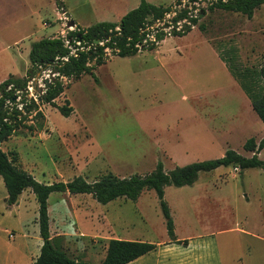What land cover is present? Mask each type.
I'll list each match as a JSON object with an SVG mask.
<instances>
[{
  "label": "rangeland",
  "instance_id": "374dc122",
  "mask_svg": "<svg viewBox=\"0 0 264 264\" xmlns=\"http://www.w3.org/2000/svg\"><path fill=\"white\" fill-rule=\"evenodd\" d=\"M146 1L164 6L175 2ZM55 2L0 0V82L10 75L23 78L29 67L30 43L59 29L62 21L55 20V9L60 12ZM62 2L71 18L87 27L119 20L139 0ZM204 11L191 31L159 41L157 50L109 56L92 70L93 75L85 73L69 81L56 103L61 105L67 99L71 114L64 116L56 107L41 104L43 118L32 114L25 121L33 130L22 128L1 143L2 148L7 153L16 152L19 167L41 183L76 176L93 181L107 172L119 177L143 175L158 162L169 171L219 158L228 149L250 156L243 144L249 138L259 142L264 137L263 124L238 82L232 88L231 81L236 80L219 54L239 69L259 67L264 61V5L256 8L251 18L219 8L205 7ZM51 20L53 24L43 25ZM49 77L44 72L34 78L29 86L31 95ZM202 91L204 108L192 100L193 94ZM258 157L264 160V147ZM164 192L178 233L213 230L211 238L220 249L222 264L238 260L245 264L247 254L257 258L264 254L254 242L257 240L239 231L264 238L263 169L234 171L231 166H220L200 172L191 185H168ZM5 205L0 192V264H17L21 254H25L23 264H27L37 249L35 239L40 237L34 221L38 203L32 200L11 214ZM48 209L55 244L74 258H80L91 246L100 252L105 239L122 231L133 238L167 235L153 189L143 191L134 201L116 198L106 204L89 194L52 192Z\"/></svg>",
  "mask_w": 264,
  "mask_h": 264
},
{
  "label": "trees",
  "instance_id": "16d2710c",
  "mask_svg": "<svg viewBox=\"0 0 264 264\" xmlns=\"http://www.w3.org/2000/svg\"><path fill=\"white\" fill-rule=\"evenodd\" d=\"M178 2L179 0H175L174 4ZM55 4L58 9L63 7L61 0H56ZM262 5L264 0H227L218 1L208 7L240 13L251 18L254 10ZM172 6L140 0L136 7L128 10L118 21H99L87 27H81L72 21L74 29L67 30L65 37L57 34L32 41L28 52L29 67L25 76L20 79L10 75L0 82V144L22 128L31 132L32 125L26 124L25 121L33 115L43 118L39 109L41 104L54 106L62 115L69 116L72 112L69 101L65 99L63 104L58 105L56 99L64 92L69 81L76 80L85 73L93 75L92 70L104 64L109 56H132L145 49L154 50L157 43L165 38V33L158 30L153 33L154 40H149L146 35L151 34V31L141 29L162 19ZM204 13V9H201L197 17H188L185 10L177 12L171 19L172 23L182 19H186L188 23H182L178 30L172 28L170 35L187 34ZM199 28L204 29L201 24ZM95 40L98 42L95 43ZM219 56L247 95L252 110L264 125V61L256 69H239L236 65L227 64L223 55ZM232 57L229 56L228 59ZM44 72H48L49 79H43V87H36L35 93L31 95L30 82ZM263 147L264 137L258 143L254 138H249L244 142L243 148L252 152L250 156L228 149L219 158L175 166L169 171H165L161 162H158L151 172L143 175L119 177L107 172L93 181L76 176L67 181L52 183L37 181L19 167L16 152L7 153L0 148V177L7 193V205L14 204L25 189L31 190L38 203L37 222L42 244L32 264H91L68 255L50 237L47 200L52 192L89 194L97 202L106 204L116 198L134 201L143 191L153 189L165 219L167 235L171 241H176L169 208L164 200V187L191 185L197 180L200 172H208L220 166L238 167L240 171L248 168L264 170V160L258 157ZM178 242L186 243V240ZM155 246L147 241L110 238L100 264H127L152 251Z\"/></svg>",
  "mask_w": 264,
  "mask_h": 264
},
{
  "label": "crops",
  "instance_id": "0c3cea01",
  "mask_svg": "<svg viewBox=\"0 0 264 264\" xmlns=\"http://www.w3.org/2000/svg\"><path fill=\"white\" fill-rule=\"evenodd\" d=\"M119 1H123V0H119ZM61 2H62V0H61ZM62 4H63V9L66 13V17L68 19V22L73 21L76 25L81 26L79 24L78 20H74L71 18V16L68 14V11L65 7V4L63 2H62ZM53 5L55 8V4H53ZM55 12H56L55 20L59 21V11H57L55 9ZM126 12H127V10L122 15H124ZM118 16H119V14L116 17H118ZM110 21H114V20H110ZM53 23H54L53 20H51V22H49L48 24H46V22H44L43 25L44 24L45 25H51ZM59 24H60V27L58 30L48 34L45 37L59 34L60 31L63 30L62 22ZM52 26H54V25H52ZM170 37H172V36H169L168 38H170ZM168 38L167 37L164 38L163 40H161V42L167 41ZM158 48H156L154 50H157ZM13 61L16 62V60H14V59H13ZM222 63L224 64L223 61H222ZM224 66H225V64H224ZM27 68L28 67L26 66L25 69H27ZM235 82H237V81H231L233 89L236 86L234 84ZM193 95L194 96H193L192 100H195L198 104H200V108H204V101H205L204 92L203 91L197 92L196 94H193ZM184 98H185V100H188V98H186L185 96H184ZM261 126H262L261 128H264V125H261ZM4 142H2V143H4ZM255 142L258 143L256 140H255ZM0 148L4 152H6L5 149L2 148L1 144H0ZM258 155H259V153H258ZM19 164H20V162H19ZM233 169H234V167H233ZM237 171H239V170H237ZM3 188L5 190L2 178L0 177V192L2 193V202H3V204L4 203L7 204L5 201L7 193L4 194ZM164 196H165V194H164ZM32 200L36 201L35 196L31 192V190L30 189L23 190L22 193L19 195L17 201L14 204L5 205L6 206L5 209H6L7 214L13 213L14 208L16 209L17 212H19L21 208H23V207L25 208L27 206V204H29ZM48 212H49V209H48ZM48 217H49V215H48ZM36 219L37 218L35 216L34 217L35 223L37 221ZM49 226H50V217H49ZM205 231H206L205 228H201L199 232H191L190 230H187L184 233L179 234L178 231L176 230L175 226H174V234L176 237V241H171L169 239L168 235H166V236L164 235V237L162 236L160 238H155L152 234L151 235H149V234L143 235L142 234L140 237L138 236L136 238H133V236H129L127 234L128 231H125V232L122 231L121 233H119V232L116 233L115 236H111V237H108L107 239H105L103 247L101 248L102 250L100 252L97 251L96 246H91V248L88 251H85L83 253V255L80 256V258H76V259H83L84 261H88V262L89 261H96L98 264H100L101 261L103 260L104 256H105L107 241L110 238H121V239H128V240L147 241V242H152L156 245L152 251H150L144 255L139 256L138 258L130 261L127 264H222V255H221L220 249L215 244V239L213 237L211 238V235H213L212 234L213 230L212 231L211 230L206 231V232ZM239 231L243 234H246V235L250 234L249 236H251L254 240H257V241H254L256 243V245L259 246L260 248H262V250L264 251V238H262L259 235L249 233L245 230L239 229ZM49 232L51 235V231H49ZM33 234H35V233L33 232ZM50 237L52 238V235ZM9 238H13V236L9 237ZM183 240H186V243L178 242V241H183ZM35 242H36V244L34 243V246H37L36 252L35 253L33 252L32 256H30V258H28L27 261H29V262L27 264H31V262L33 263L34 259L37 257L39 250H40L41 243H42V239L40 237L39 238L37 237L35 239ZM24 256H25V254L24 255L21 254L18 257L17 264H23V261H24L23 257ZM259 258H261V260L258 261ZM236 264H242V263H239V260H238V262H236ZM245 264H264V254L260 255L258 258L256 256H253L251 253L247 254V259H246Z\"/></svg>",
  "mask_w": 264,
  "mask_h": 264
},
{
  "label": "built area",
  "instance_id": "2783aa9c",
  "mask_svg": "<svg viewBox=\"0 0 264 264\" xmlns=\"http://www.w3.org/2000/svg\"><path fill=\"white\" fill-rule=\"evenodd\" d=\"M218 1L225 2L227 0H179L177 4H173L171 7V10L167 13L164 14L163 18L160 20H156L152 25H146L144 29H141V31H151V34L146 35L147 39L149 40H154L153 33L161 30L165 33V38L171 36L170 35V30L172 28H175L176 30L180 29L181 24L186 22V19L178 20L175 22V24L172 23V17L176 15L177 12L181 10L186 11V15L188 17H197L198 14L201 12V9H204L205 7H208L212 5L213 3H216ZM60 10L59 12V20L63 22V26L67 30H73L74 26H68V19L66 17V13L62 8L58 9ZM188 23V22H186ZM65 32L64 30H61L59 35L61 37H65ZM65 43H67V40H65ZM79 44V42H76ZM234 170L237 171L239 170L238 167H234ZM8 237H12L11 232H7Z\"/></svg>",
  "mask_w": 264,
  "mask_h": 264
},
{
  "label": "water",
  "instance_id": "95a60500",
  "mask_svg": "<svg viewBox=\"0 0 264 264\" xmlns=\"http://www.w3.org/2000/svg\"><path fill=\"white\" fill-rule=\"evenodd\" d=\"M68 26H73V22L71 21V22H68V24H67ZM95 43H97L98 42V40H95L94 41Z\"/></svg>",
  "mask_w": 264,
  "mask_h": 264
}]
</instances>
